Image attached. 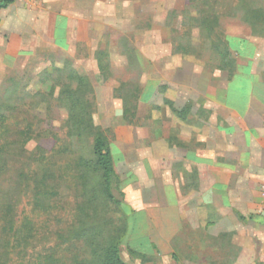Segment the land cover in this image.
I'll use <instances>...</instances> for the list:
<instances>
[{"label": "crops", "instance_id": "0c3cea01", "mask_svg": "<svg viewBox=\"0 0 264 264\" xmlns=\"http://www.w3.org/2000/svg\"><path fill=\"white\" fill-rule=\"evenodd\" d=\"M68 9L57 0L0 8V91L15 76L38 75L54 55L68 60L89 78L96 105L109 108L101 112L105 133L123 113L111 74L117 64L107 63L111 76L97 83L103 26ZM234 38L240 61L218 83L160 41L142 49L133 124L112 129L113 168L137 216L128 246L153 263L264 264V76L252 64L251 38Z\"/></svg>", "mask_w": 264, "mask_h": 264}, {"label": "rangeland", "instance_id": "374dc122", "mask_svg": "<svg viewBox=\"0 0 264 264\" xmlns=\"http://www.w3.org/2000/svg\"><path fill=\"white\" fill-rule=\"evenodd\" d=\"M57 1L69 8L71 16L102 24L99 55L102 62L114 61L117 64L116 73L111 74L120 83L121 88L114 91V97L121 100L122 106L123 100L131 106L137 98L138 107L142 71L146 68L141 50L147 46L155 48L158 41L162 42V48L180 55L185 64L189 61L190 66L207 71L211 82L218 83L222 78L232 76L240 60L233 53L229 59L219 58L215 46L223 47L229 42L232 48L237 46L235 36L250 37L257 51L252 64L259 67L264 76V0ZM212 25L215 27L211 28ZM127 54L131 59L127 65H122L120 57ZM46 63L48 67L38 75L15 76L11 84L0 91V151L8 154L1 165L4 168L0 173V210L10 209L17 228H21L26 219L31 223L30 230L39 224L47 225L52 233L48 242L51 247L58 243L57 233L69 236L76 230H90L91 226L102 231L99 239L102 240L107 230L122 226L123 215L113 204L102 199L98 174L92 175L90 181L94 191L87 196L83 194L76 159H92L90 143L87 140L79 145L67 138V111L54 99L57 90L53 95L50 91L56 79L62 84L68 83L69 72H61L64 61L55 55ZM217 72L223 74L217 75ZM111 74L106 71L104 75L109 77ZM103 81L102 76L97 78V83L103 84ZM7 89H11L9 94ZM91 100L95 105L94 123L102 128L106 123L100 120L103 119L101 112H108L109 108L96 105L94 92ZM132 124L133 120L127 124L121 118H113L104 135L108 141H113V127ZM21 133L27 134L23 137V145L19 141L17 144ZM5 142L13 143L12 147L5 150ZM40 154L44 156L43 161H39ZM43 171L49 174L48 194L42 201L48 213L35 207L32 192V178ZM22 175L26 180L21 178ZM120 191H123L121 186ZM116 197L124 203V199L121 200L117 194ZM79 215L83 222L80 226L76 222ZM127 215L130 228V223L137 216ZM1 217L0 239H3L7 236L2 229L4 222ZM127 244L126 239L122 246V259L126 264H156L152 259L131 254ZM18 249H24V255L17 254ZM18 249L8 248L5 242H1L0 264H33V254L37 249L34 241L21 243ZM64 249L58 254L61 256L63 253L69 262L86 253L82 243L67 244Z\"/></svg>", "mask_w": 264, "mask_h": 264}, {"label": "trees", "instance_id": "16d2710c", "mask_svg": "<svg viewBox=\"0 0 264 264\" xmlns=\"http://www.w3.org/2000/svg\"><path fill=\"white\" fill-rule=\"evenodd\" d=\"M13 1L14 0H0V8L8 6ZM213 24H216L215 20H213ZM214 27L215 26L212 25L211 28ZM215 47L219 58H230L232 52L227 42L223 47L217 45ZM99 59H101V56H99ZM126 59L129 63L131 55L127 54ZM232 63H234V61ZM60 69L61 72L64 70L69 72V76H67L68 83L62 84L56 79L50 92L51 95H53L52 93L57 90V97L54 99L67 111L66 136L75 144L80 145L86 143L87 140H89L90 143L89 146L92 159L86 160L82 157H77L76 159V166L81 172L79 180L81 181L82 192L87 196L88 193L94 191L93 187L91 188L92 185L90 186V181L92 180V175L98 174V187L100 189L101 197L107 202L113 204L120 211L123 215V224L121 227H116L112 231L107 230L104 233L106 236L103 235L102 240H99L102 231L93 226H91L90 230H83L82 232L76 230L69 236L57 233L56 236L59 239L58 243L51 247L48 242L52 237V233L49 231L47 225L39 224L38 226H35V228L32 227L30 230L29 226H31V223L26 219L21 228H17L12 215L10 216V209L5 207L3 210H0V217H3L1 218L5 223V226L3 223L2 229L8 239H0V243L5 242L8 245V248L15 250L20 248L21 243L32 239L37 246V249L33 254V264H126L122 259V246L124 245V241H126V239L128 240L127 236L129 227L127 213H132V211L116 197L117 194L121 200L124 199V195L120 191L118 177L113 168L108 140L102 129L95 125L93 120V115L95 113V105L91 100L93 96V87L89 78L79 75L70 61L64 60V64ZM106 71H108V64H102L101 59V76L103 80L108 79V77L104 75ZM120 88L121 86L115 89V92ZM10 90L11 89H7L6 92L8 93ZM136 102L137 98L135 99L134 104L130 106L129 104L127 105L124 103L123 100V113L121 119L124 123L130 124L135 118L137 109ZM12 112H15V109L12 110ZM26 127H28V123L26 124ZM24 136H27V134L21 133L19 135L17 144L19 141V143L23 145ZM26 140H28V137ZM12 145L13 143L5 142V150L11 148ZM3 152L0 151V173L4 168L1 166L2 160H6L8 157V154ZM40 155L41 156L38 157L39 161H43L44 156L43 154ZM21 178L26 180L24 175H22ZM48 179L49 174L47 171H43L40 174H36L31 180L33 181L32 192L35 207L44 213H48L46 205L42 203L43 198L48 194ZM76 222L78 225L83 223L81 215L77 216ZM75 243H82L86 247V253H84L85 255H83V257L77 256L69 262L66 261V256L63 253L59 256V251H61V249L65 250L64 246L66 247L67 244L73 246ZM128 249L131 254L140 258H145V256L129 248V246ZM17 254L24 255V249H18ZM23 257L24 256H22V258Z\"/></svg>", "mask_w": 264, "mask_h": 264}, {"label": "built area", "instance_id": "2783aa9c", "mask_svg": "<svg viewBox=\"0 0 264 264\" xmlns=\"http://www.w3.org/2000/svg\"><path fill=\"white\" fill-rule=\"evenodd\" d=\"M15 1L27 4V3H33L35 0H15ZM261 197H262V199L264 201V179H263V181L261 183ZM258 215L261 216V218L264 221V203H263L262 208L258 211Z\"/></svg>", "mask_w": 264, "mask_h": 264}]
</instances>
